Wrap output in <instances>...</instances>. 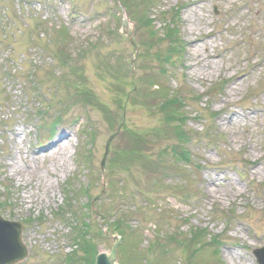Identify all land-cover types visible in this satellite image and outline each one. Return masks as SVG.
<instances>
[{"label": "rangeland", "instance_id": "rangeland-1", "mask_svg": "<svg viewBox=\"0 0 264 264\" xmlns=\"http://www.w3.org/2000/svg\"><path fill=\"white\" fill-rule=\"evenodd\" d=\"M112 3L0 0V215L23 225L29 256L21 264H59L61 254L74 250L66 244L65 226L53 214L62 204L61 186L69 179L75 185L91 179L90 202L102 211L124 206L122 197L108 200L111 187L106 181L116 187L125 183L120 188L125 193L117 192L134 202L129 211L139 207L135 215L139 214L146 238L142 247L156 232L165 237L200 231L199 237L205 235L207 241L219 239L213 257L217 264H256L252 250L264 246V0H157L152 17L172 22L183 41L184 57L170 74L172 86L202 97L199 102L187 100L185 108L191 118L187 130L194 135L188 140L193 164L200 167L193 168L189 180L186 176L177 185L170 183L175 195L150 191L154 205L149 208L134 189L140 192L154 168L147 173L136 162L110 165L115 151L141 146L134 137L141 135L136 134L161 126L160 112L151 111L158 101L148 110L144 97L151 77L136 69L134 77L145 81L139 80L140 90L136 87L132 92L129 87L132 80L137 86L134 77H127L134 55L128 34L132 24L124 19L122 31L127 36H122L113 28L117 16L104 21L114 12ZM160 20L154 25L159 34ZM36 23L40 27L35 28ZM112 28L111 36L107 31ZM141 38L136 36L135 44ZM161 48L162 44L156 50ZM151 56L139 46L133 68L141 61L145 69L155 66ZM210 87L219 91L208 95ZM88 89L102 107L86 101ZM120 104L125 107L117 110ZM62 107L67 111L63 125L52 133L43 128ZM194 112L201 117L194 118ZM121 121L126 132L117 131ZM147 139L143 147L146 153L152 150L149 158L155 169L161 168L155 161L166 163L170 157L159 155L158 147L172 144L171 137L164 144L154 137ZM117 176L122 177L120 183ZM86 214L91 220L89 233L97 234V228L103 227L100 214ZM97 238L98 248L109 252L115 241ZM133 241L120 244L118 257L140 264L128 255ZM163 245L155 243L153 248ZM164 247L157 255L160 263L185 262L184 251L174 243ZM144 257L156 262L150 253ZM203 257L213 260L208 252L199 260Z\"/></svg>", "mask_w": 264, "mask_h": 264}, {"label": "trees", "instance_id": "trees-1", "mask_svg": "<svg viewBox=\"0 0 264 264\" xmlns=\"http://www.w3.org/2000/svg\"><path fill=\"white\" fill-rule=\"evenodd\" d=\"M128 1L127 0H121L120 3H122L123 7H125V9L128 11V13L131 11V8L133 7L132 6V2H129L127 3ZM147 2V1H146ZM148 4V8L150 7V3L147 2ZM146 7V6H143V8ZM146 7V8H147ZM145 18L146 16L143 15ZM37 27V25H36ZM64 30V29H63ZM174 31L172 30H169L167 36H165V38H167L170 42V46L169 48H167V55L164 56V62H168V63H171L174 59V55H178V58L181 57L182 55V51H183V47L180 45V42H179V45L180 46H177L175 45L174 46ZM165 68H162L161 69V73L163 74L164 73V70ZM82 82V81H80ZM152 86H157V89L156 90H152ZM164 87V86H163ZM162 86L159 85V83L157 82H154V84H150V87L148 88V92H146L144 95V97H146L145 99H147L148 101V104L147 106H151V104L153 105V103H157V100L160 98L161 99V102L158 104L159 105V108L161 109L163 107V115H166L168 120L172 121V118L168 115L170 114V112H174L173 114L176 113V109H173L172 107H170V103H174V101L176 99H173L171 96H169L168 93H166V89L163 88ZM77 91V90H76ZM78 92V91H77ZM87 96L86 97H91V93L90 92H86L85 93ZM93 102V99H89ZM88 101V100H86ZM97 101V100H96ZM95 102V101H94ZM97 107L99 106L102 107L101 105H99V102H95ZM176 115H181L180 112H178V114ZM174 115V116H176ZM184 122L183 120L180 122V125L177 126V127H174V135H176L177 139L179 141H183L184 140V137L186 136L185 133L182 131L181 129V125H183ZM135 137V142L137 144L140 143L141 146H136V145H132V147L130 148H124L123 147V150H117L115 151V153L113 154L114 157V160H112L110 162V165L111 167H119L118 164H121L123 166H126L128 164H132L135 160H140V157H142V151H143V145H144V139L143 138H140V137H137V136H134ZM145 149V148H144ZM174 156L179 160V161H188V152L186 150H182L181 148H176L174 147ZM125 157V158H123ZM130 158V159H129ZM135 161V162H136ZM141 167L145 170H148L150 172V169L154 168L153 170V173L152 174H155V172H161V171H166L168 168L167 167H164V166H160L161 168H156L152 165V161L147 158V157H143L141 159ZM175 171V170H174ZM157 183V182H155ZM114 185V184H113ZM83 186V184H81V187ZM115 186V185H114ZM83 189V188H81ZM114 191V190H113ZM123 193H125V190L124 191H121ZM117 213V212H116ZM128 216L130 215H121L119 216V219L116 220V222H114L113 224H111V228L114 229V231H117L118 234H121V236L124 234V231L127 227V221H128ZM83 229L86 230L85 227H83L80 232H83ZM100 233V231H99ZM82 243H81V239H80V249L82 250V253H83V257H81L80 259H78V261L80 262L79 264H92L93 263V258H94V255H95V248L93 246V243L91 241V237H87V234L85 233L84 235H82ZM85 237H87L88 239L85 240ZM134 239L135 241L132 242L131 244V250L128 251L129 252V257L131 259V261L133 263H138V262H141L140 264H143L144 263V260H148L146 259V257H144V251H141V249L138 248V244L140 242H138L140 239L138 238L137 235L134 236ZM192 244V241H190V244L189 246ZM123 249V248H122ZM122 249L120 248V251H122ZM132 252V253H131ZM121 264H128L127 262H124V260H121ZM151 264H160V261H156V262H152ZM194 264H205L203 263L202 261L201 262H198V261H195Z\"/></svg>", "mask_w": 264, "mask_h": 264}, {"label": "water", "instance_id": "water-1", "mask_svg": "<svg viewBox=\"0 0 264 264\" xmlns=\"http://www.w3.org/2000/svg\"><path fill=\"white\" fill-rule=\"evenodd\" d=\"M22 226L0 217V264H17L26 258L28 252L21 240ZM259 264H264V249L256 253ZM115 247L109 256L99 254L94 264H116Z\"/></svg>", "mask_w": 264, "mask_h": 264}, {"label": "bare ground", "instance_id": "bare-ground-1", "mask_svg": "<svg viewBox=\"0 0 264 264\" xmlns=\"http://www.w3.org/2000/svg\"><path fill=\"white\" fill-rule=\"evenodd\" d=\"M64 136L61 137V139L63 138ZM60 140V139H59ZM47 154H51V150L48 149V153Z\"/></svg>", "mask_w": 264, "mask_h": 264}]
</instances>
